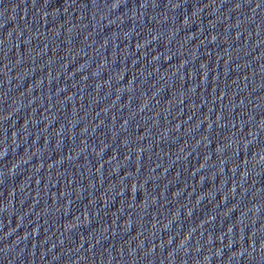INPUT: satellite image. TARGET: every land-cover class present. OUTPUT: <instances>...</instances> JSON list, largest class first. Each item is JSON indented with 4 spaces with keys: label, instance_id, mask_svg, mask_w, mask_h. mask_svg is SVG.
<instances>
[{
    "label": "water",
    "instance_id": "95a60500",
    "mask_svg": "<svg viewBox=\"0 0 264 264\" xmlns=\"http://www.w3.org/2000/svg\"><path fill=\"white\" fill-rule=\"evenodd\" d=\"M0 264H264V0H0Z\"/></svg>",
    "mask_w": 264,
    "mask_h": 264
}]
</instances>
